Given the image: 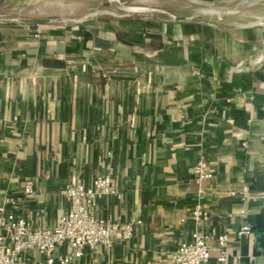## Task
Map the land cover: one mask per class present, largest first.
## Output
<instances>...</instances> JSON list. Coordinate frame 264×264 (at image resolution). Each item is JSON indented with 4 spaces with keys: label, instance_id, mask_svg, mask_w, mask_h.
<instances>
[{
    "label": "crops",
    "instance_id": "1",
    "mask_svg": "<svg viewBox=\"0 0 264 264\" xmlns=\"http://www.w3.org/2000/svg\"><path fill=\"white\" fill-rule=\"evenodd\" d=\"M180 1L0 23V201L17 194L19 214L54 226L73 176L92 185L112 171L118 193L98 197L97 213L139 221L131 239L88 248L78 264H171L197 203L209 213L200 226L229 235L224 262L209 241V264H264V15L249 9L264 0ZM211 6L232 12L201 11ZM200 159L215 168L201 183ZM243 224L251 232L239 237Z\"/></svg>",
    "mask_w": 264,
    "mask_h": 264
},
{
    "label": "built area",
    "instance_id": "2",
    "mask_svg": "<svg viewBox=\"0 0 264 264\" xmlns=\"http://www.w3.org/2000/svg\"><path fill=\"white\" fill-rule=\"evenodd\" d=\"M110 155V153H109ZM195 179L201 183L211 179L215 168L200 159L192 168ZM118 193L113 184V173L97 175L92 185H87L81 176H73L61 189L69 203L68 210L54 226H36L16 210L21 199L17 194H4L0 201V264H30L36 254L43 255L45 264H78L88 248L111 250L117 241H128L139 221H120L105 217L95 209L96 199ZM26 197L35 194L33 181L28 180L23 193ZM197 228L191 237L182 240L170 259L171 264H209V241L217 240L220 255L227 258L228 233H218L214 228L203 229L200 225L209 219V213L200 203L191 211ZM251 232L243 224L237 234L246 236ZM67 245L68 251L60 247Z\"/></svg>",
    "mask_w": 264,
    "mask_h": 264
},
{
    "label": "rangeland",
    "instance_id": "3",
    "mask_svg": "<svg viewBox=\"0 0 264 264\" xmlns=\"http://www.w3.org/2000/svg\"><path fill=\"white\" fill-rule=\"evenodd\" d=\"M30 1V0H29ZM134 3L144 6L165 5L172 9H181L183 3L180 0H127L128 5ZM18 0H8L5 6H1L0 11L9 14L11 17L18 16H40L48 17L54 20L64 19L72 21L83 18L88 14L101 12L104 10L121 13V4L117 1L109 0H32L30 5L18 7ZM234 2L227 6H235ZM186 5V4H185ZM257 16L264 15V3L256 4L249 8Z\"/></svg>",
    "mask_w": 264,
    "mask_h": 264
},
{
    "label": "water",
    "instance_id": "4",
    "mask_svg": "<svg viewBox=\"0 0 264 264\" xmlns=\"http://www.w3.org/2000/svg\"><path fill=\"white\" fill-rule=\"evenodd\" d=\"M109 1H117L121 4V9L123 11H126L127 13H136V12H152L156 11V8L144 6V5H128L127 0H109ZM203 13L208 14H215V15H223L224 13H230L231 10H224L218 7H206L201 10ZM93 14H111V15H118V12L108 11L104 10L101 12H95ZM175 20L181 21V20H196L195 18H188L185 16H172ZM54 21H64V19H57L54 20L52 18L48 17H37V16H18V17H11L10 15H0V23H6V22H19V23H25V24H31V25H42V24H48L50 22ZM260 23L262 22V19H259Z\"/></svg>",
    "mask_w": 264,
    "mask_h": 264
}]
</instances>
